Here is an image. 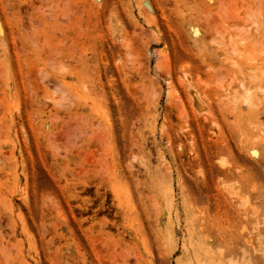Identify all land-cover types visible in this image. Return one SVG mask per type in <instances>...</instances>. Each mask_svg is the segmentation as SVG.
Masks as SVG:
<instances>
[{
    "label": "rangeland",
    "instance_id": "374dc122",
    "mask_svg": "<svg viewBox=\"0 0 264 264\" xmlns=\"http://www.w3.org/2000/svg\"><path fill=\"white\" fill-rule=\"evenodd\" d=\"M0 264H264V0H0Z\"/></svg>",
    "mask_w": 264,
    "mask_h": 264
}]
</instances>
